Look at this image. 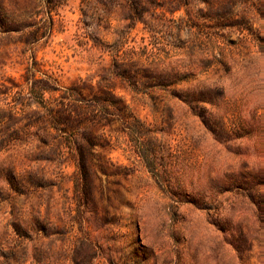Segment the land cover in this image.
<instances>
[{
    "label": "rangeland",
    "instance_id": "1",
    "mask_svg": "<svg viewBox=\"0 0 264 264\" xmlns=\"http://www.w3.org/2000/svg\"><path fill=\"white\" fill-rule=\"evenodd\" d=\"M257 1L264 13V0ZM53 3L50 8L47 0H0L6 15L26 17L27 23L24 31L0 34V113L13 104L14 85H25L31 56L62 88L83 83L97 88L106 76L116 94L156 130L159 177L136 156L124 132L108 129L100 152L115 167L95 179L93 204L78 212L73 159L41 157L37 143L0 146V169L9 165L20 177L35 172L46 182L3 200L9 190L0 175V264H264V18L259 10L249 6L255 33L227 28L224 37L201 45L190 37L179 49L168 43L177 39L176 22L185 9L149 13L155 24L150 30L144 22L129 25L126 0ZM35 30L43 36L31 44L29 33ZM97 37L104 43L125 41L120 54L127 60L187 74L177 86L179 95L183 90L219 94L212 104L201 103L204 116L164 91L151 92V101L111 73L113 53L95 46ZM220 127L228 139L216 136ZM33 219L47 227V235L31 229ZM16 221L31 240H19Z\"/></svg>",
    "mask_w": 264,
    "mask_h": 264
},
{
    "label": "trees",
    "instance_id": "2",
    "mask_svg": "<svg viewBox=\"0 0 264 264\" xmlns=\"http://www.w3.org/2000/svg\"><path fill=\"white\" fill-rule=\"evenodd\" d=\"M53 1L47 0L50 8L55 5ZM126 1L128 10L125 18L130 21L129 25L132 27L138 22H144L145 28L150 30L154 29L155 24L147 16L149 13L152 16H165L167 12L174 14L185 9L186 15L176 22L177 39L168 43L179 49L185 46L190 37L196 39L194 42L199 40V45L215 36L224 37L221 32L227 28H240L241 32L255 33L249 6L256 7L264 18L262 6L257 0ZM240 9L244 11L241 12ZM26 26V17L6 15L0 7V34L18 33L26 30ZM38 32L35 30L29 33L28 40H32L31 44L38 42L43 36L38 35ZM125 35L123 33L122 37ZM124 43L121 40L104 43L100 37L96 39L95 46L102 45L113 53L112 74L121 77L135 93L150 95L154 91H164L181 98L197 115L206 114L207 110L201 103L212 104L218 92L206 94L183 90L179 95L177 86L188 80L187 74L176 70H157L137 60H127L120 54ZM31 57L24 75L25 85H14L18 89L14 93L13 104L9 111L0 113V146L37 143V148L42 149L39 154L41 157L48 156V159L59 161L73 159L77 166L74 199L77 201L78 212H82L81 209L90 203L93 204L95 179L108 175L109 165L115 167L114 163L103 159L100 152L107 141L108 129L115 128L124 132L136 156L154 176L159 177L156 130L142 121L124 98L116 94L106 76H102L97 88L85 83L82 86L62 88L58 79L53 74L41 71L39 61L35 56ZM37 72H41L43 76H37ZM53 94L59 95L55 97ZM150 99L153 101L151 95ZM169 117L172 115L169 114ZM220 129L221 131L215 129L216 136L228 139L229 132L222 127ZM45 149L49 150L50 155L45 153ZM34 156L37 157L38 154L34 153ZM0 175L9 190L6 197L2 196L3 200H12V193L21 195L27 190L37 191L46 183L35 172L20 177L9 165L0 169ZM33 224L31 229L48 234L47 227L39 219H33ZM14 229L19 240L32 239L21 221L14 223Z\"/></svg>",
    "mask_w": 264,
    "mask_h": 264
}]
</instances>
